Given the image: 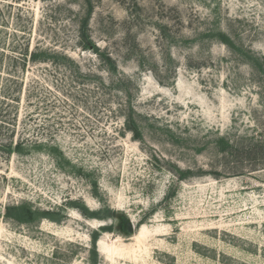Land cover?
Masks as SVG:
<instances>
[{"label":"rangeland","instance_id":"1","mask_svg":"<svg viewBox=\"0 0 264 264\" xmlns=\"http://www.w3.org/2000/svg\"><path fill=\"white\" fill-rule=\"evenodd\" d=\"M0 264H264V0H0Z\"/></svg>","mask_w":264,"mask_h":264},{"label":"trees","instance_id":"2","mask_svg":"<svg viewBox=\"0 0 264 264\" xmlns=\"http://www.w3.org/2000/svg\"><path fill=\"white\" fill-rule=\"evenodd\" d=\"M36 56H37L36 52H32V53H31V58H32V59L35 58Z\"/></svg>","mask_w":264,"mask_h":264}]
</instances>
